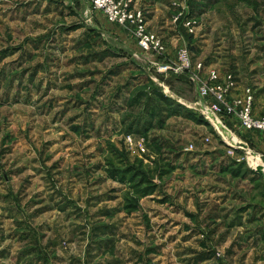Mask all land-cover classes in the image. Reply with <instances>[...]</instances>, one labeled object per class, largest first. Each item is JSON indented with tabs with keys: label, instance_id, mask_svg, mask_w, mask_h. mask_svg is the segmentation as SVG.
I'll use <instances>...</instances> for the list:
<instances>
[{
	"label": "rangeland",
	"instance_id": "obj_1",
	"mask_svg": "<svg viewBox=\"0 0 264 264\" xmlns=\"http://www.w3.org/2000/svg\"><path fill=\"white\" fill-rule=\"evenodd\" d=\"M150 4L165 56L89 0H0V264H264V132L199 92H255L264 0Z\"/></svg>",
	"mask_w": 264,
	"mask_h": 264
},
{
	"label": "built area",
	"instance_id": "obj_2",
	"mask_svg": "<svg viewBox=\"0 0 264 264\" xmlns=\"http://www.w3.org/2000/svg\"><path fill=\"white\" fill-rule=\"evenodd\" d=\"M92 7L105 14L107 20L126 30H131L137 40L138 47L145 54H157L165 56L167 46L163 39L149 31L146 27L147 21L143 11L136 8V0H89ZM193 21H189L188 27L192 29ZM194 30V29H193ZM191 30V32H193ZM190 53L187 49H181L178 59L168 69L173 71L190 72L194 69ZM197 68V67H196ZM202 72V64L198 67ZM197 82L201 78L196 76ZM196 80V79H194ZM238 89L235 79L229 77L225 82L216 73L208 76L205 82L200 81L199 92L206 99L207 108L217 114L237 115L243 128L248 132H264V117L254 115L253 91L248 88L245 91V99L239 100V105L231 106L227 102V97ZM211 105V106H210ZM241 109L238 110V107Z\"/></svg>",
	"mask_w": 264,
	"mask_h": 264
},
{
	"label": "crops",
	"instance_id": "obj_3",
	"mask_svg": "<svg viewBox=\"0 0 264 264\" xmlns=\"http://www.w3.org/2000/svg\"><path fill=\"white\" fill-rule=\"evenodd\" d=\"M136 6H137L138 9H141L144 12H146V14L148 15V21H147V23L149 22V24H150L151 20L154 22L155 21L154 19L155 18H159V16H160V15H158V13H156V11H154L153 8L150 7L151 6L150 0H137ZM117 29L120 32V36H122L121 30L119 28H117ZM163 30H162V33L161 32L160 33L165 35V33L163 32ZM248 70H249V73L251 75V78H254L253 80L257 84L256 88H254L255 89V92L253 91L252 88L248 87V88H250L253 91V94H254V102H255L254 115L257 116V117H263L264 115H262L261 112L264 111V107H263L264 106V64H263V62L260 59V61L255 62L254 65L252 64L250 66V69H248ZM260 106H262V110L261 111L258 109ZM248 166H249V169H248L249 170V173L253 177V175L256 174L257 172L254 171L250 167V164L249 163H248ZM256 253H258L260 255V252L259 251H257Z\"/></svg>",
	"mask_w": 264,
	"mask_h": 264
}]
</instances>
